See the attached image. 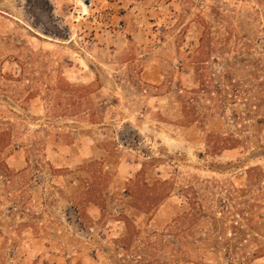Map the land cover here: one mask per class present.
I'll list each match as a JSON object with an SVG mask.
<instances>
[{
    "label": "rangeland",
    "instance_id": "obj_1",
    "mask_svg": "<svg viewBox=\"0 0 264 264\" xmlns=\"http://www.w3.org/2000/svg\"><path fill=\"white\" fill-rule=\"evenodd\" d=\"M0 264H264V0H0Z\"/></svg>",
    "mask_w": 264,
    "mask_h": 264
},
{
    "label": "bare ground",
    "instance_id": "obj_2",
    "mask_svg": "<svg viewBox=\"0 0 264 264\" xmlns=\"http://www.w3.org/2000/svg\"><path fill=\"white\" fill-rule=\"evenodd\" d=\"M84 2H85V0H84ZM82 4H84V3H82ZM86 4V3H85ZM88 6V5H87ZM86 5H84V11L86 12L87 11V7ZM82 13V12H81Z\"/></svg>",
    "mask_w": 264,
    "mask_h": 264
},
{
    "label": "water",
    "instance_id": "obj_3",
    "mask_svg": "<svg viewBox=\"0 0 264 264\" xmlns=\"http://www.w3.org/2000/svg\"><path fill=\"white\" fill-rule=\"evenodd\" d=\"M87 3H89V4H90V0H87Z\"/></svg>",
    "mask_w": 264,
    "mask_h": 264
},
{
    "label": "built area",
    "instance_id": "obj_4",
    "mask_svg": "<svg viewBox=\"0 0 264 264\" xmlns=\"http://www.w3.org/2000/svg\"><path fill=\"white\" fill-rule=\"evenodd\" d=\"M120 27L122 28L123 26H122V25H120Z\"/></svg>",
    "mask_w": 264,
    "mask_h": 264
}]
</instances>
